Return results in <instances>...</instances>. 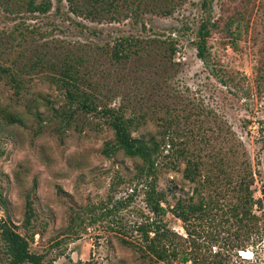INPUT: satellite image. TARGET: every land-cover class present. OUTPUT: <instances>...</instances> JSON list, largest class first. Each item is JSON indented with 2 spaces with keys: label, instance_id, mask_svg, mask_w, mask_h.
Returning a JSON list of instances; mask_svg holds the SVG:
<instances>
[{
  "label": "rangeland",
  "instance_id": "obj_1",
  "mask_svg": "<svg viewBox=\"0 0 264 264\" xmlns=\"http://www.w3.org/2000/svg\"><path fill=\"white\" fill-rule=\"evenodd\" d=\"M95 8L90 20L71 13L66 0H51L45 14L15 15L0 6V69L19 81L13 88L8 71H0V219L44 264H150L137 244L119 237L139 243L133 225L151 218L187 249L198 243L199 251H218L228 264H264V88L257 92L254 85L264 0H99ZM201 23L208 30L205 61L193 46ZM125 39L142 49L112 62L109 49L120 41L125 46ZM68 53L83 59L77 67L84 89L111 107L123 104L125 116L142 115L132 136L157 139L166 127L162 118L173 119L166 135L204 161L190 181L185 158L162 150L155 189L164 197L163 214L153 216L143 200V179L135 177L140 161L106 150L113 133L103 117L58 114L65 99L56 65L32 60L60 61ZM243 167L253 218L238 228L230 209ZM205 174L213 181L206 186ZM176 203L184 209L200 203L203 212L182 221L170 213ZM240 249L251 250L252 259H241ZM6 262L0 240V264Z\"/></svg>",
  "mask_w": 264,
  "mask_h": 264
},
{
  "label": "trees",
  "instance_id": "obj_2",
  "mask_svg": "<svg viewBox=\"0 0 264 264\" xmlns=\"http://www.w3.org/2000/svg\"><path fill=\"white\" fill-rule=\"evenodd\" d=\"M68 3V9L71 13L76 16L89 18L94 20L99 8H95V4H98L99 0H66ZM108 4H112V0H108ZM0 6L2 9L9 13H14L15 15L26 12V13H38L45 14L49 11L51 7V0H0ZM168 13L169 10L162 11ZM208 33L205 23H201L196 39L193 42V46L196 50V56L205 61L207 59L208 53L205 46V37ZM152 39L144 40L146 45H149V41ZM126 45L123 46L122 41L111 46L109 49V58L112 62H121L129 57L131 53H137L143 45H139V41L132 39H125ZM133 44L135 47L129 49L127 46ZM261 59L255 66L254 71V85L256 91L259 92L264 88V42L262 46ZM146 48L144 52L146 53ZM175 51V47L169 45L168 54H172ZM82 58L80 56H71L69 53L65 54L60 61L56 59L54 61H47L46 58L36 56L33 60V64H38L41 62L45 63V66H55L57 76L55 77L59 80L61 87L64 88V99H65V109L58 111V114L65 119H70L72 114L76 111H81L85 113H91L96 116H101L104 118L107 125L110 127L113 133V142L108 145L106 150H121L125 155L135 158L140 161L137 166L136 178L143 179V200L152 213L153 216L163 214L166 207L162 205L164 197L161 191L155 189V172L157 165V158L161 154L162 150L166 148L168 154H174L175 156H182L185 158L184 176L190 181H194L196 176L199 177V168L204 161L200 159L197 154H193L192 151L188 150L184 145H175L176 141L171 135H166L170 125L176 126V121L173 119L162 118L165 128L161 130L160 137L154 138L152 135L144 138L142 135L132 136V131H136L137 127L141 124V116L138 115H128L123 114V104H119L117 107H111L105 102L102 103L101 98L97 97L93 91L84 89L81 85L83 83V74L80 72L79 67H77L81 62ZM54 69V68H53ZM8 71L10 80L15 83L13 88H19L18 78L13 75V73L6 67L0 69V71ZM176 128L171 129V133H176ZM178 144V143H177ZM200 149V147H199ZM104 153H107L104 150ZM207 156L212 157L209 153ZM212 165H215L220 171V167L212 160ZM206 162V161H205ZM249 172L243 167L242 176H239V183L237 185L235 195L236 200L231 206V214L236 218L239 223L238 228H246L248 224L247 220L253 218L250 214V206L252 202L251 190L249 189L248 176ZM227 176V175H225ZM204 186L211 183L208 174H205ZM224 184H230V178L226 177V182ZM199 185H202L200 183ZM234 191V186L230 187ZM202 205L200 203L194 205H186L185 209L176 203L170 210V213L179 218L182 221H187L189 214L193 212L200 216L203 212L201 211ZM31 214V208L26 201L25 203V217L24 223L29 222ZM134 230L138 234L139 243H134L119 237V241L125 245H130L136 247L140 252V255L150 263H164V264H228L223 256H220L218 251L213 252V254H205L198 250V243H193L194 247L187 249L182 243H180L175 237L176 235L168 227L163 226L155 219L151 218L149 221L146 219L140 221L133 225ZM187 233V231H186ZM238 236V233H234ZM190 233H187V237ZM0 240L3 244V253L6 255V264H21L27 262L28 264H44L42 261V256L40 254L30 252L28 249V242L25 237L20 235L16 230L12 228L10 224L6 221L0 219ZM184 241H186L184 239Z\"/></svg>",
  "mask_w": 264,
  "mask_h": 264
},
{
  "label": "built area",
  "instance_id": "obj_3",
  "mask_svg": "<svg viewBox=\"0 0 264 264\" xmlns=\"http://www.w3.org/2000/svg\"><path fill=\"white\" fill-rule=\"evenodd\" d=\"M237 254L243 260H251L253 252L248 249H244V250L240 249V250H237Z\"/></svg>",
  "mask_w": 264,
  "mask_h": 264
}]
</instances>
